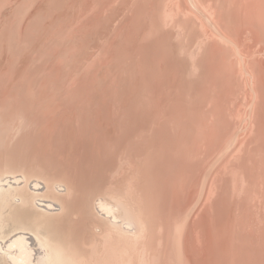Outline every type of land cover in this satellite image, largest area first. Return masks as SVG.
Segmentation results:
<instances>
[{
    "label": "rangeland",
    "instance_id": "rangeland-1",
    "mask_svg": "<svg viewBox=\"0 0 264 264\" xmlns=\"http://www.w3.org/2000/svg\"><path fill=\"white\" fill-rule=\"evenodd\" d=\"M0 136L80 260L264 264V0H0ZM110 192L134 233L71 208Z\"/></svg>",
    "mask_w": 264,
    "mask_h": 264
},
{
    "label": "bare ground",
    "instance_id": "bare-ground-1",
    "mask_svg": "<svg viewBox=\"0 0 264 264\" xmlns=\"http://www.w3.org/2000/svg\"><path fill=\"white\" fill-rule=\"evenodd\" d=\"M6 132H5V134L9 133V132L8 133H6ZM12 134H11V137H12ZM1 136H2V139L6 138L4 136V133H3V135L1 134ZM7 137H8V135H7ZM6 140L8 143V139H6ZM10 140H9V142H11ZM3 141L4 140H2V143H3ZM4 144H1V145H4ZM0 147H2V146H0ZM9 147L10 146H8L7 149H9ZM1 152L3 153V151H1ZM2 153H1V155H2ZM0 158H3V156ZM6 158H7V160H8V158H11L13 160L12 157L6 156ZM16 159H17V157H16ZM24 159L25 158H23V160ZM34 159H36V157ZM26 161H24V162H26ZM33 161L34 160H32V162ZM37 161H39V160H37ZM13 162H16V161H12V163ZM29 162L31 163V161H29ZM12 163H9V164L12 165ZM16 164H17L16 166L18 167L17 162H16ZM3 165H4V163H3ZM21 165L23 166L24 164L21 163ZM2 166H1V168H2ZM16 166H13L14 169L17 168ZM22 166L20 168H23ZM8 167H10V166H8ZM12 169L13 168H11V170L9 171L6 167L7 172L8 171L14 172V171H12ZM22 170L23 169H21L20 171L22 172ZM18 171H16L15 173H17ZM26 171L24 172V175H25ZM21 172H19L17 174H20ZM29 173H31V172H29ZM5 174H6V172H5ZM21 174H23V172ZM29 175H30V177L35 176L34 174L33 175L29 174ZM48 175L49 174H47V176ZM42 177L45 178L46 175L45 176L43 175ZM40 180L39 179L31 180L29 177H26V179H24L23 184L20 185L19 182H14L15 180L13 182H11L10 178H8V177L7 178L0 177V264H103V263H101V260L100 261L96 260L94 263H91V262L89 263L87 261L80 260L82 258L79 259L76 256V254L71 252V247H68L69 244L66 243L63 239H60V237H58V234H57L58 231L56 232V230H55L56 227H55V229H54V227L52 229L48 225V223L46 224V222L44 223V225H41V223H42L41 222L42 217H40L41 214L38 213L37 211H35L36 210L35 208H37V209L42 208L43 211H46V205H48L49 206L48 208L50 209V207L58 205V203L54 202V201H52V202L46 201V202H44L45 204H42L40 201H43V200H40V201L38 200L39 202H37V199L39 197H42L40 194H43L44 192L46 193L49 191L58 193V192H62L63 190H68L70 192H74V190L71 191L73 186L71 187L70 183L67 180L55 181L52 184H47V183H44ZM42 190L44 191L43 193L40 192ZM36 191L39 192L40 194L36 193ZM71 194H74V193H71ZM114 194L115 193H113V194L111 193V194L107 195V199H105V202L102 201V203L100 204V208L102 207L101 209L100 208H92V209L90 208L89 213L85 212V210L87 209L86 208L87 207L86 200H84V201L82 200L80 202L79 200L76 199V204L74 206H71V208H74V207L78 208L77 212H80V214H81V220L83 223V227L85 229L87 227L92 226V224H88V222H87L88 220L92 219L93 221L91 223H96L95 222V217H96V218H99V223L101 221L103 223V225L108 224V226L110 228L113 227V229L116 228V229L121 230L123 232H129V233H134V231L137 230V226L139 227L141 225V223L137 224L135 222V219L133 217V211H132V208H134V206L129 201V199L124 198V197H120V196H117ZM52 195H54V193ZM48 197H46V198H48ZM125 197H126V195H125ZM73 198H71V199H73ZM69 203H70V200H68L67 204L69 205ZM55 209H57V208H55ZM59 209L60 208H58V210ZM118 211H120V217H121V219H119V221H118L116 214H115V212L117 213ZM47 212H48V210H47ZM72 213L73 212H71L70 214H72ZM174 213H176V212L174 211ZM67 214H68V212H67ZM86 214L88 215V218L86 217ZM174 215L175 214H173V216ZM71 217L73 218V216H71ZM70 220H71V218H70ZM116 221H118V222H116ZM63 222L65 223L66 221H63ZM119 222H121L122 224ZM72 225H73V227H71L72 230L70 232L72 233V231H73L72 234L75 235L76 234L75 230L78 231L79 227H78L77 223H75L73 221L70 224V226H72ZM175 235H176V233H175ZM97 242H98V240H97ZM71 246H73V245H71ZM101 249H103V248H101ZM77 253H78V251H77ZM77 255H81V254L79 253ZM169 256H170V254H169ZM99 258H101V257H99ZM167 261H169V260H167Z\"/></svg>",
    "mask_w": 264,
    "mask_h": 264
}]
</instances>
